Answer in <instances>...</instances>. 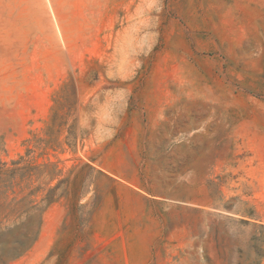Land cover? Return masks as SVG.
Segmentation results:
<instances>
[{"label":"rangeland","instance_id":"1","mask_svg":"<svg viewBox=\"0 0 264 264\" xmlns=\"http://www.w3.org/2000/svg\"><path fill=\"white\" fill-rule=\"evenodd\" d=\"M19 159L0 264H264V0H0Z\"/></svg>","mask_w":264,"mask_h":264},{"label":"trees","instance_id":"2","mask_svg":"<svg viewBox=\"0 0 264 264\" xmlns=\"http://www.w3.org/2000/svg\"><path fill=\"white\" fill-rule=\"evenodd\" d=\"M22 162V159L19 160H14L11 161V167L7 166V163H0V176H5L6 177V181L9 180V186H14V182H15V176L18 173L19 170L21 169H35L37 168V165H32L31 162H29L25 167H20V163ZM83 166H89L87 163H84L83 165H81V167ZM42 200H45L47 205L51 204L52 202H55V199L53 198H49L48 195H46V197H44ZM33 200H31L29 202V204H31L30 208H34V204H33ZM17 203H14L13 205H16ZM33 204V205H32Z\"/></svg>","mask_w":264,"mask_h":264}]
</instances>
